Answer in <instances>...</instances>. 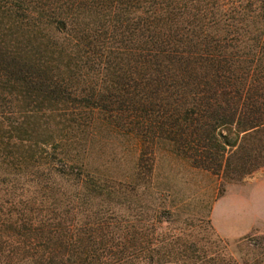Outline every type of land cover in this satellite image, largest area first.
<instances>
[{"label":"trees","instance_id":"trees-1","mask_svg":"<svg viewBox=\"0 0 264 264\" xmlns=\"http://www.w3.org/2000/svg\"><path fill=\"white\" fill-rule=\"evenodd\" d=\"M100 131L137 142V175L160 143L233 180L261 167L264 0H0V264L169 261L118 227L136 184L89 168Z\"/></svg>","mask_w":264,"mask_h":264},{"label":"rangeland","instance_id":"rangeland-1","mask_svg":"<svg viewBox=\"0 0 264 264\" xmlns=\"http://www.w3.org/2000/svg\"><path fill=\"white\" fill-rule=\"evenodd\" d=\"M89 144L91 170L136 184L107 206L122 231L137 232L140 249L157 250L155 258L169 260L162 264H264V164L233 180L192 168L160 143L150 172L137 175L130 136L100 131ZM99 202L92 197L88 205L94 210Z\"/></svg>","mask_w":264,"mask_h":264},{"label":"crops","instance_id":"crops-1","mask_svg":"<svg viewBox=\"0 0 264 264\" xmlns=\"http://www.w3.org/2000/svg\"><path fill=\"white\" fill-rule=\"evenodd\" d=\"M215 211H216V208L214 209V216H215Z\"/></svg>","mask_w":264,"mask_h":264}]
</instances>
